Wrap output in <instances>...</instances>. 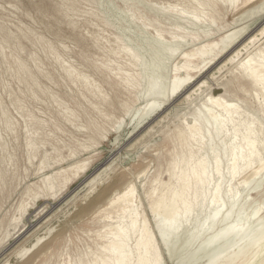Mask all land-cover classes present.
<instances>
[{
    "label": "rangeland",
    "instance_id": "374dc122",
    "mask_svg": "<svg viewBox=\"0 0 264 264\" xmlns=\"http://www.w3.org/2000/svg\"><path fill=\"white\" fill-rule=\"evenodd\" d=\"M134 5L135 11H132L130 8ZM167 8L190 16V4L182 0H130L129 3L122 0H0V116L1 111L5 112L11 124L10 130L0 125L1 143L7 153L0 161V264H43L46 261L64 264L76 252L91 249L95 246L97 221L111 210L106 204L107 198L131 179L136 189L134 201L147 213L143 193L155 177L164 180L168 170L171 140L163 134L179 122L182 113L197 107L205 95H218L221 92L216 87L218 81H229L233 91L227 94L228 98L246 96L251 104L247 105V110L250 114L254 112L253 90L231 71L237 61L264 41V33H260L264 25V6L260 10L255 7L246 11L248 8L218 3L215 20L208 28L207 23L191 27L186 19L178 20L159 11ZM153 19L166 30L176 27L185 33H196L198 42L217 40L224 31L241 27L243 30L230 44L246 34L256 35V40L232 63L206 73V86L192 96L193 102L187 104L182 95L171 97L136 126L133 122L138 106H143L149 98L166 95L168 81L174 73L172 68L180 62L179 54L195 47L194 43L186 42L174 56L165 58L162 87L148 84L145 91L150 93L136 99V93L122 83L120 73L133 75L137 67L118 49L126 46L149 60L150 50L140 39L152 41L156 31L152 25L139 24ZM203 29L208 30L206 38ZM118 37L122 40L117 41ZM137 37L140 41H136ZM161 39L167 47L175 46L167 34ZM20 63L24 71H18ZM201 68L198 73L206 66ZM64 69L73 70L72 77L66 76ZM84 81L95 86L96 96L87 91ZM125 104H130L127 113L123 111ZM65 112L71 113L74 119ZM30 119L40 122V129L33 137L41 144L36 155L27 159L25 144L32 131ZM118 120L120 122L115 123ZM90 136H93L92 142L88 141ZM44 153L50 154V159L39 169ZM8 155L12 157L11 164L7 161ZM75 162H85L86 170L81 169L55 196L29 203L22 214L17 211L18 204L26 198L24 191L36 185L41 176L68 169ZM261 172L264 173V169ZM97 174L101 180L97 179L90 188L88 181ZM259 188L260 194L250 195V206L264 201V181ZM247 189H240L239 195L250 193ZM83 207L87 209L82 211ZM181 237L184 236H180L170 257L159 245L162 264H183L189 257L186 253L190 255L196 249L199 241L186 249L181 245L185 238ZM38 238L40 242H36ZM24 248L30 252L23 251ZM175 252L178 255L174 258ZM202 255L197 254L193 264H205L211 254H204L203 259ZM255 261L250 264H260L259 259Z\"/></svg>",
    "mask_w": 264,
    "mask_h": 264
},
{
    "label": "bare ground",
    "instance_id": "6f19581e",
    "mask_svg": "<svg viewBox=\"0 0 264 264\" xmlns=\"http://www.w3.org/2000/svg\"><path fill=\"white\" fill-rule=\"evenodd\" d=\"M122 1L130 2V0ZM182 1L190 4V16L181 12L176 14L168 8L159 9V11L178 20L186 19L187 24L195 28L205 23L207 28L210 27L215 20L214 10L218 3L240 9L248 8L246 11L255 7H259L260 10L264 6V0ZM130 9L135 11V5ZM240 16L242 19L243 15ZM130 21H134V18ZM139 25H152L156 31L152 41L136 38V41L140 39L141 43L150 50L149 60L140 56L138 51L126 46H120L118 49V52L123 51L128 60L137 67V72L133 75L120 73L122 83L136 93L134 95L136 99L140 100L150 93L145 91L148 84H153L154 88L162 87L164 72L162 66H164L165 58L174 56L179 46L186 42L194 43L195 47L192 46L193 48L179 54L180 62L173 66L174 73L171 79L167 80L166 95L149 98L143 106L135 107L137 108L134 118L136 120L132 122L136 126L153 112L158 111L171 97L182 95L184 101L190 104L192 96L206 86L207 81L204 79L206 73L213 69L221 70L225 64L232 63L247 45L256 40V35L246 34L230 44L243 30L242 27L224 31L217 40L204 39L198 42L196 33H185L184 30L176 27L166 30L160 27L156 19L148 23L143 20ZM222 29L219 28L220 31ZM207 32L208 30L203 29L204 38L208 37ZM260 33H264V25ZM163 34H167L175 46L167 47L161 39ZM121 40L122 38H117V41ZM205 66L206 68L198 73V68ZM24 70V66L20 63L18 71ZM72 71L64 69L68 77H72ZM231 72L245 80L253 90L254 112L252 114L248 112L247 105L251 104L246 96L239 99L228 98L227 94L233 91L230 89L229 81H218L216 84L218 86L215 85L221 90L218 95L212 96L206 93L205 98L201 102L198 101V105L196 104L197 107L182 113L179 122L169 132L163 134L171 140L168 170L164 180L155 177L143 193L147 213L141 210V204L134 201L136 189L131 179L107 198L106 204L111 206V210L105 212L97 221L95 246L89 250L76 252L64 264H162L159 245L164 253H168V256L180 236H184L181 239L185 238L181 245L186 249L199 241L196 249L193 248L194 245L192 246L194 250L190 255H187L189 252L184 251L189 257L185 258L186 261L183 260L185 262L183 264H193L197 254L200 255V253L211 254L205 264H250L251 261L256 262L255 259H259V263L264 264V201L260 203L256 201L259 204L254 201L257 204L254 206H250L249 202L252 198L251 194H260L259 187L264 181L262 176L264 173L261 172L264 169V41L254 51L247 53L246 57L237 61ZM85 88L93 96L97 95L95 86L86 83ZM129 105L123 106L125 113L129 111ZM160 111H163V108ZM65 113L69 118L74 119L71 113ZM28 117L32 115L28 114ZM31 122L32 131L25 144L27 159L36 155L41 144L40 140L33 137L40 129V122L36 120ZM119 122L118 120L115 123ZM0 125L4 129H11L9 118L3 111H1ZM88 141L92 142L93 136H90ZM0 151L2 153L0 161H3L7 153L1 138ZM51 158L57 162L55 157ZM49 159L50 154L44 153L39 162L42 165L39 169H42ZM7 161L11 164L12 157L8 155ZM84 167L85 162H75L70 164L68 169L41 176L36 185L24 191L26 198L18 204L17 211L22 214L27 210L29 203L33 204L47 196H55ZM102 170L104 171V168ZM98 175L89 179L90 188H93L97 179L101 180L97 178ZM242 188L245 190L248 188L250 193L247 192L245 195L243 193L244 196L241 195L243 198H240L239 190ZM86 209L87 207H83L82 211ZM41 238L35 241L38 242ZM36 242H34L35 245ZM27 249L24 248L23 251ZM28 252H30L29 249ZM248 253L249 256H247ZM177 255V253L174 254V258ZM21 257L23 258V255ZM205 257L204 259L207 258ZM197 260L199 261V258ZM43 264L50 263L46 261Z\"/></svg>",
    "mask_w": 264,
    "mask_h": 264
},
{
    "label": "snow or ice",
    "instance_id": "6c2138e0",
    "mask_svg": "<svg viewBox=\"0 0 264 264\" xmlns=\"http://www.w3.org/2000/svg\"><path fill=\"white\" fill-rule=\"evenodd\" d=\"M262 11H264V9H262Z\"/></svg>",
    "mask_w": 264,
    "mask_h": 264
}]
</instances>
